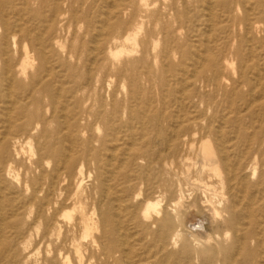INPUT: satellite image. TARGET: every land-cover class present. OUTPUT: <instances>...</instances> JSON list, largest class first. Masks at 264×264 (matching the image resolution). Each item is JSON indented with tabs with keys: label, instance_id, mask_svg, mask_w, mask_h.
Segmentation results:
<instances>
[{
	"label": "rangeland",
	"instance_id": "obj_1",
	"mask_svg": "<svg viewBox=\"0 0 264 264\" xmlns=\"http://www.w3.org/2000/svg\"><path fill=\"white\" fill-rule=\"evenodd\" d=\"M209 1L0 0V264H264V0Z\"/></svg>",
	"mask_w": 264,
	"mask_h": 264
},
{
	"label": "bare ground",
	"instance_id": "obj_2",
	"mask_svg": "<svg viewBox=\"0 0 264 264\" xmlns=\"http://www.w3.org/2000/svg\"><path fill=\"white\" fill-rule=\"evenodd\" d=\"M211 1V0H210ZM210 1L208 2V3H210ZM56 4V3H55ZM209 7V6H208ZM210 10V9H209ZM212 10V9H211ZM209 12H211V11H209ZM208 13V12H207ZM211 14V13H210ZM209 15V14H208ZM211 16V15H210ZM102 29H103V27H102ZM209 30H211V28L209 29ZM208 34V33H207ZM129 40V39H128ZM204 51V50H203ZM202 51V52H203ZM199 58V57H198ZM94 60V59H93ZM204 61V60H203ZM201 62V61H200ZM47 64V63H46ZM201 64V63H200ZM203 64V63H202ZM118 69V68H117ZM133 69V68H132ZM167 70V69H166ZM196 71V70H195ZM163 72V71H162ZM194 74V73H193ZM258 75V74H257ZM193 77V76H192ZM182 81H184V80H182ZM158 82V81H157ZM184 83V82H183ZM258 85V84H257ZM89 90V89H88ZM148 95V94H147ZM180 97V96H179ZM55 100V99H54ZM40 101V100H39ZM114 105H115V103H114ZM11 107V106H10ZM9 110H11V109H9ZM72 110V109H71ZM147 111V110H146ZM177 111V110H176ZM10 112V111H9ZM131 113V112H130ZM163 113V112H162ZM133 114V113H132ZM192 114V113H191ZM10 115V114H9ZM64 115V114H63ZM9 117V116H8ZM126 118V117H125ZM7 120V119H6ZM194 121V120H193ZM178 125V124H177ZM203 131V130H202ZM134 142V141H133ZM69 152V151H68ZM124 156H125V154H124ZM66 158H68V157H66ZM65 158V159H66ZM110 158V160H111V157H109ZM109 160V161H110ZM111 168V167H110ZM109 168V169H110ZM113 168V167H112ZM111 170V169H110ZM112 173V172H111ZM109 177V176H108ZM119 178V177H118ZM117 178V179H118ZM110 179V178H109ZM113 180V177L111 178V181ZM111 181H109V182H111ZM231 184V183H230ZM109 190V189H108ZM105 191V190H104ZM106 192V191H105ZM116 196V195H115ZM117 199V198H116ZM117 204V203H116ZM150 206H152V203H148L147 205H146V212H147V209H148V207H150ZM117 210V209H116ZM1 222V221H0ZM87 225V224H86ZM119 225V224H118ZM86 228H88V227H86ZM93 230V229H92ZM204 232V231H203ZM126 256V255H125ZM153 258V257H152ZM80 263V262H79Z\"/></svg>",
	"mask_w": 264,
	"mask_h": 264
}]
</instances>
